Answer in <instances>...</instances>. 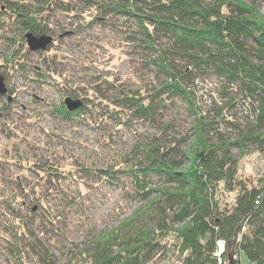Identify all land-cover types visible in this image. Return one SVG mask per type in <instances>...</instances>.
Wrapping results in <instances>:
<instances>
[{
  "label": "trees",
  "instance_id": "trees-1",
  "mask_svg": "<svg viewBox=\"0 0 264 264\" xmlns=\"http://www.w3.org/2000/svg\"><path fill=\"white\" fill-rule=\"evenodd\" d=\"M83 1L86 7L104 14L135 17L138 30L146 37L148 60L159 68L162 80L130 88L105 77L113 94L109 104L103 101L104 94L93 88L95 97L87 91L72 93L82 99L79 107L69 110L61 100L52 111L79 122L97 104L101 108L99 121L111 117L124 123L132 116L152 118L159 108L178 98L187 99L195 113L194 138L180 158L176 152L182 137L169 145L136 143L132 156L120 161L123 167H101L105 175L101 177H113V182L116 171L120 172L139 198L148 199L157 192L142 208L147 217L141 220L140 211L136 212L122 223L75 242L61 252V260L48 255L47 246L40 242L46 238V225L55 222L45 202L49 195L44 200L31 196L28 202L26 186L16 178L0 177V240L19 264H30L28 259L32 264H150L155 254L164 250L162 240L174 232L179 256L173 264H218L213 253L218 239L225 242L222 258L242 250L250 264H264V184H249L238 176L237 158L231 151V146L242 149L245 143L264 151V20L257 17L254 5L242 0ZM2 2L0 22L21 30L18 45L4 57V66L26 68L29 49L24 32H51L54 9L70 7H63L66 0H0V5ZM160 34L168 38L166 46L156 42ZM210 74L222 80L220 92L238 85L242 97L255 101L254 121L247 122L233 141L221 135L213 141L208 131L216 127L212 123L218 119L203 120L193 102L195 77ZM10 162L26 168L34 164L31 161L25 166L16 159ZM43 163L38 162L41 170L34 168L38 181L54 184L68 177L59 167L57 171L42 169ZM153 176H163L167 185L153 186ZM224 192L233 195L230 203L221 199Z\"/></svg>",
  "mask_w": 264,
  "mask_h": 264
},
{
  "label": "rangeland",
  "instance_id": "rangeland-1",
  "mask_svg": "<svg viewBox=\"0 0 264 264\" xmlns=\"http://www.w3.org/2000/svg\"><path fill=\"white\" fill-rule=\"evenodd\" d=\"M66 1L63 7L70 9L55 8L51 14L52 29L47 33L53 36L52 41L45 49L29 50L26 68L4 66V57L14 51L16 40L21 39V30L12 23L0 22V74L6 86V91L0 93V177L16 178L26 186L28 202L31 196L44 200L49 195L45 202L55 222L46 225V238H40V242L47 246L48 255L59 260L61 252L75 242L81 243L102 229L122 223L136 212L140 211L141 220L147 217L142 208L157 192H152L148 199L139 198L120 172L116 171L118 176L113 182V177H101L105 176L101 167L114 164L116 168L123 167L119 166L120 161L132 156L131 149L136 143L169 145L182 137L176 152V158H180L194 138L195 123V113L189 108L192 104L181 98L159 108L152 118L132 116L124 123H116L117 119L111 117L99 121L101 108L97 104L79 122L55 114L52 109L64 96L74 97L72 93L76 91H87L95 97L93 88H98L105 96L103 101L109 104L113 94L105 77L130 88L162 80L159 68L148 60L146 37L138 30L135 17L104 14L86 7L83 0ZM242 1L254 5L257 17L264 20V0ZM156 42L166 46L168 38L160 34ZM24 43L28 48L25 40ZM222 87V80L214 74L197 75L192 99L203 113V120L218 119L212 123L216 127L208 131L212 140L221 135L233 141L242 134L247 122L254 121L255 101L242 97L238 85L227 92H220ZM225 120H233L237 125ZM231 151L237 158V175L249 184H264V151L252 143H245L242 149L233 145ZM14 159L23 165L31 161L34 164L26 168L10 162ZM38 162H44L42 169L49 171H57L59 167L68 177L54 184L40 182L34 171V168L41 170ZM152 185L163 187L167 183L163 176H153ZM232 196L227 192L220 194L228 203ZM175 242L174 232H169L162 240L164 250L155 254L150 264L175 263L179 256ZM234 254L229 253L236 264ZM236 254L237 262L250 264L242 250ZM16 259L0 240V264H19ZM28 262L33 263L31 259Z\"/></svg>",
  "mask_w": 264,
  "mask_h": 264
},
{
  "label": "water",
  "instance_id": "water-1",
  "mask_svg": "<svg viewBox=\"0 0 264 264\" xmlns=\"http://www.w3.org/2000/svg\"><path fill=\"white\" fill-rule=\"evenodd\" d=\"M23 35L29 50L45 49L47 44L50 43L53 39V36L49 33L36 34L29 30L25 31ZM5 91L6 86L3 82V76L0 74V93H4ZM63 103L67 109L73 110L82 104V99H80L79 97H72L70 95H66L63 97ZM228 257L230 258V255ZM230 264H233L231 258Z\"/></svg>",
  "mask_w": 264,
  "mask_h": 264
},
{
  "label": "built area",
  "instance_id": "built-area-1",
  "mask_svg": "<svg viewBox=\"0 0 264 264\" xmlns=\"http://www.w3.org/2000/svg\"><path fill=\"white\" fill-rule=\"evenodd\" d=\"M224 248H225L224 240L223 239H218L216 241V248H215V250L213 252L214 255H216L218 264H229L228 263V258L227 259L222 258V253L224 252ZM232 259L236 262V264H240L239 262H237L238 256H237L236 253L233 255Z\"/></svg>",
  "mask_w": 264,
  "mask_h": 264
},
{
  "label": "bare ground",
  "instance_id": "bare-ground-1",
  "mask_svg": "<svg viewBox=\"0 0 264 264\" xmlns=\"http://www.w3.org/2000/svg\"><path fill=\"white\" fill-rule=\"evenodd\" d=\"M236 263V262H235ZM233 264H234V262H233Z\"/></svg>",
  "mask_w": 264,
  "mask_h": 264
}]
</instances>
